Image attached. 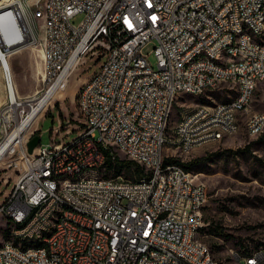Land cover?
I'll return each instance as SVG.
<instances>
[{
	"label": "built area",
	"instance_id": "2783aa9c",
	"mask_svg": "<svg viewBox=\"0 0 264 264\" xmlns=\"http://www.w3.org/2000/svg\"><path fill=\"white\" fill-rule=\"evenodd\" d=\"M18 1L0 5V56L9 60L26 49L41 52V82L47 89L31 99L18 97L14 112L11 105L10 111H3L14 119L3 127L0 144L27 117V104L33 105L54 84L68 81L82 65L91 63L96 70L79 89L75 127L81 133L74 147L39 142L34 153L27 154L26 144L36 134L34 122L14 144L20 172L0 204V217L23 222L24 230L9 225L22 237L47 225L53 218L51 205L66 208V217L42 252L19 254L8 245L0 251V264H224V258L210 254L200 235L206 187H198V176L169 174L168 164L173 163H165L159 144L196 145V151L219 145L214 143L217 132L202 133V125L199 136H187L185 128L182 137L170 136V129L183 127H170L181 90L205 94L222 89L221 78H239L240 100L222 110L226 131H232L228 118L245 113L264 93V46L245 39L241 48H233V33L240 27L235 19L251 21L259 31L264 0H33L32 5L27 0L28 10L16 13ZM199 6H207V14H192V7ZM77 15L84 18L75 25ZM151 42L155 68L141 51ZM222 46H229L226 62H220L226 63V70L208 66V58H216ZM189 55H196V63H189ZM230 55L241 56V63H229ZM120 72H127L126 81H119ZM2 76L11 88V71ZM160 90H167V99H160ZM208 112L206 108L203 113ZM258 124H264V112L245 122L247 134ZM201 134H208V145H201ZM116 142L144 157L152 171L161 170V179L148 187L112 176L111 184H68L67 174L93 167H103L108 176L112 171L107 157L118 160ZM51 181L65 183V201L51 193ZM3 182L7 185L8 179ZM32 202H42V209L31 210ZM231 255L234 264H264V245L253 257Z\"/></svg>",
	"mask_w": 264,
	"mask_h": 264
},
{
	"label": "rangeland",
	"instance_id": "374dc122",
	"mask_svg": "<svg viewBox=\"0 0 264 264\" xmlns=\"http://www.w3.org/2000/svg\"><path fill=\"white\" fill-rule=\"evenodd\" d=\"M7 1L11 0H0V5L8 3ZM29 3L32 5L33 0ZM21 5L25 13L28 10L27 0H19L15 7L19 9ZM83 18V15H77L72 19V23L78 25ZM154 47L155 44L151 42L141 50L153 68L156 66ZM27 50L34 51L42 61L40 52L33 49L24 51ZM32 62L33 68H23V62L17 60L16 70L12 69L14 84L17 85L20 98L37 97L47 89V86L41 82L42 62H37V65L36 61ZM39 64H41V70ZM1 68L4 71L7 69L0 67V139L3 127L14 119L13 115L9 117V114L3 113V111H10L12 104L7 96L9 92L5 86ZM95 70L96 67H93L91 63L77 69L68 81L62 84L58 94L44 107L38 119L34 120L32 130L34 129V133L40 137V145H58L63 142L70 144L80 135L81 130L75 127L78 123L79 89ZM226 89H218L200 97L181 96L173 110L170 127H174L183 118L194 113L197 106H212L230 101L235 93ZM40 90L42 92L35 94ZM18 110L22 111L21 108ZM261 112H264V93L256 97L248 112L242 116L240 131L230 139L222 141L219 145L194 151L188 156L181 155L178 147L171 144L167 145L163 152L165 160L172 158L171 155H175V159L183 162L199 157L209 158L199 168L198 173L189 172L193 177L198 176V184L201 183L208 192L207 206L203 211L204 226L200 233L201 239L210 246V254H215L220 259L224 258V264H234L231 253L244 255L250 252L243 256L249 257L257 252L259 246L264 245V184L261 182L264 180V142L259 143L258 137H250L245 128L246 120L253 114ZM17 114L18 112L15 111L14 116ZM175 129L168 131L171 137H175ZM238 149L246 150L240 154L228 152ZM18 150L10 149L0 161V204L19 175ZM118 158L127 161L122 155ZM111 171L108 176L105 173L102 176L107 179H111L112 176L115 179L120 177L122 180H137L127 169H119L117 173H114L113 169ZM5 179H8L7 185L3 182ZM215 227H218L220 234L213 232ZM9 229L7 220L4 221L0 217V244L11 239Z\"/></svg>",
	"mask_w": 264,
	"mask_h": 264
},
{
	"label": "bare ground",
	"instance_id": "6f19581e",
	"mask_svg": "<svg viewBox=\"0 0 264 264\" xmlns=\"http://www.w3.org/2000/svg\"><path fill=\"white\" fill-rule=\"evenodd\" d=\"M13 0L3 5L11 4ZM18 11L23 13V6H19ZM192 14H207V6L192 7ZM235 26H240L239 29L233 33V48H241L242 43L245 39L249 41H255L256 46H264V18H259V31L254 29L251 21H242V19H235ZM229 55V46H222V48L216 49V58H208V66L212 68H218V70H226V58ZM1 66H3L6 71H3V74L12 73V69L8 59H3L0 56ZM189 63H196V55H189ZM229 63L240 64L241 56L230 55ZM8 65V67H7ZM2 69V68H1ZM42 74V72H41ZM13 76V74H12ZM127 80V72H120L119 81ZM63 83L54 84L50 90L39 100H36L33 105L27 104L28 106V115L25 119L20 121L15 130L0 144V161L3 157L8 154L10 149L15 148L16 140L21 137L26 128L34 122L37 118L36 116L42 112L44 107L50 103V101L56 96V90L60 89ZM220 87L222 89H229L235 93V96L228 102L217 103L212 106H199L198 111H195L192 114H189L183 118L178 124H182L183 127H176L175 137L183 136V128H185V133L187 136H199V125H202V133H209L210 131H216L214 135V143H221L231 137L235 136L241 127L240 121H242V116H244L248 109L251 106H246L245 113H237V118H228V126L232 131H226V123L224 120V112L222 110H227L235 106L238 100H240L243 93L242 82H239V78H221ZM215 90H210L207 93H211ZM8 99L11 102L12 110L16 107V99L19 97L18 92L16 91L15 84L8 89ZM205 93V94H207ZM205 94L191 92L189 90H181L176 94V102L182 98L181 96L189 97H200ZM160 99H167V90H160ZM206 108H209L208 113ZM10 110V109H9ZM5 120V119H4ZM249 120H256V114L249 117L246 122ZM264 134V124H258L257 127H252L248 131L250 137H259ZM209 136L208 134H201V145H208ZM175 145L179 149V153L184 156H188L196 151V145H180L179 143H169ZM169 144H159V154H163L164 149ZM66 147H74V141L70 144H66ZM116 152L118 157L122 155L128 161L134 162L139 165L143 172H151V176H141V178L128 181L122 180L120 177L115 179L116 181H124L131 185H136L140 187H148L153 184V180L161 179V170L152 171V165L142 156L133 155L129 152V147L124 145V142H116ZM116 161H111V164ZM184 174V178H194L193 175L184 170L179 164H168V173L169 174ZM103 167H93L92 171H74L71 174H67L68 184H75V186H82L87 184H93L100 182L101 184H111V179L104 178ZM198 187H204L201 183L198 184ZM51 193H58V201H65V183L60 181H51ZM42 202H32L31 210H41ZM51 216L52 219L47 220V225L38 226L36 233H29L27 237H22V233L11 231L10 226V236L11 239L7 240L0 244V251H3L8 245L11 250L19 251V254H33V252H42L44 247H48L47 238L52 235H58L62 227V218L66 217V208H58V205H51ZM9 225H12L14 230H24V223L20 220H13V218H6ZM204 225H201V229ZM257 252L250 255L249 257L255 256Z\"/></svg>",
	"mask_w": 264,
	"mask_h": 264
},
{
	"label": "trees",
	"instance_id": "16d2710c",
	"mask_svg": "<svg viewBox=\"0 0 264 264\" xmlns=\"http://www.w3.org/2000/svg\"><path fill=\"white\" fill-rule=\"evenodd\" d=\"M258 142L259 143L264 142V134H262L258 137ZM243 150H246V149H238V150L233 151V152L232 151H228V152L232 153V154H240V153L244 152ZM208 159L209 158L206 156V157L195 158V159H192L188 162H183L179 159L174 160L172 158H168L165 160V163L179 164L186 171L198 173L199 168L202 167L208 161ZM119 160L120 159L118 158V160L115 163L111 164V161L107 157L106 163L108 164V169H110V170L113 169V172L117 173V171L119 169L124 168V169H127L128 172L132 173L136 179L141 178L142 173H143V169L139 165H137L134 162L128 161V160L127 161H122V160L119 161ZM258 161H260V160H258ZM261 182H262V184H264V180ZM213 232L216 233L217 235L221 233L218 230V227H215ZM248 253H250V252H247L244 255H247Z\"/></svg>",
	"mask_w": 264,
	"mask_h": 264
},
{
	"label": "crops",
	"instance_id": "0c3cea01",
	"mask_svg": "<svg viewBox=\"0 0 264 264\" xmlns=\"http://www.w3.org/2000/svg\"><path fill=\"white\" fill-rule=\"evenodd\" d=\"M15 12L16 13H19V11H18V9L16 7H15ZM17 60L23 62L22 63L23 64V68H33V62H32L33 60L36 61V65H37V62H39V63L42 62L39 59V57L36 55V53L34 51L31 52L30 50L22 51V52H20V53H18L16 55L10 57L9 63H10L11 69L16 70ZM39 69L41 70V64H39ZM13 70H12V74H13ZM15 88H16V91L18 92V89H17V85L16 84H15ZM18 94H19V92H18Z\"/></svg>",
	"mask_w": 264,
	"mask_h": 264
},
{
	"label": "water",
	"instance_id": "95a60500",
	"mask_svg": "<svg viewBox=\"0 0 264 264\" xmlns=\"http://www.w3.org/2000/svg\"><path fill=\"white\" fill-rule=\"evenodd\" d=\"M39 142V136L34 135L26 144L27 154L32 155L36 147L39 145Z\"/></svg>",
	"mask_w": 264,
	"mask_h": 264
}]
</instances>
